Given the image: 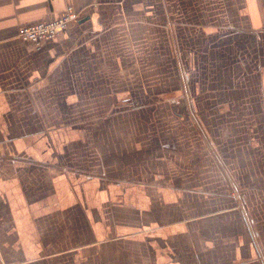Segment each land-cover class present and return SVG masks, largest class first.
I'll return each mask as SVG.
<instances>
[{"label": "crops", "instance_id": "1", "mask_svg": "<svg viewBox=\"0 0 264 264\" xmlns=\"http://www.w3.org/2000/svg\"><path fill=\"white\" fill-rule=\"evenodd\" d=\"M0 264H264V0H0Z\"/></svg>", "mask_w": 264, "mask_h": 264}, {"label": "built area", "instance_id": "2", "mask_svg": "<svg viewBox=\"0 0 264 264\" xmlns=\"http://www.w3.org/2000/svg\"><path fill=\"white\" fill-rule=\"evenodd\" d=\"M79 15L72 4L68 5L57 18L21 26L17 36L26 44L42 47L61 37L73 23L78 22Z\"/></svg>", "mask_w": 264, "mask_h": 264}]
</instances>
